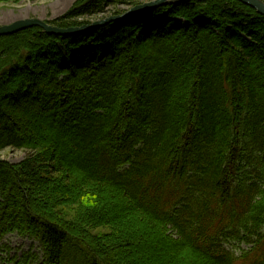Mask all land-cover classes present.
<instances>
[{"label": "trees", "instance_id": "obj_1", "mask_svg": "<svg viewBox=\"0 0 264 264\" xmlns=\"http://www.w3.org/2000/svg\"><path fill=\"white\" fill-rule=\"evenodd\" d=\"M137 4L77 0L46 22ZM30 109L64 153L25 131ZM5 147L32 153L0 160V243L29 238L41 264H126L132 241L160 264H264V15L176 1L68 36H0Z\"/></svg>", "mask_w": 264, "mask_h": 264}, {"label": "rangeland", "instance_id": "obj_2", "mask_svg": "<svg viewBox=\"0 0 264 264\" xmlns=\"http://www.w3.org/2000/svg\"><path fill=\"white\" fill-rule=\"evenodd\" d=\"M76 1L77 0H18L16 2H5V3L0 2V26L11 24L17 20L29 19V18H36L46 22L63 15L66 11L70 9V7ZM151 1L154 0H140L141 4L149 3ZM133 7L129 8L123 14L130 11ZM132 13L134 12L129 13L127 16L123 18L128 17ZM110 17H115V16H107L104 19ZM78 19L82 20L85 18L80 17ZM101 20L102 19L99 17H96L95 19L93 18L92 24L95 22H99ZM173 21L177 23L180 22V20L176 18ZM46 23L52 25L48 22ZM69 28H79V27H69ZM34 112L35 110L30 109L29 113L28 114L26 113V115H24L25 112L21 113L22 116H25L23 117L24 122H26L25 126H27V129L25 131L30 134L35 133L36 136L37 134L44 135L45 139L43 140L51 144V148L49 149V152L51 153L50 154L51 158L57 157L61 153H64L63 146H61L59 143V141L62 143L61 138L63 137H61L57 133L56 131L57 129L55 130L54 127L51 126L49 127L43 124L44 126L43 128H41L39 125H41L42 122L44 121L39 120V115L35 114L34 116ZM29 128L31 129V131L29 130ZM31 153L32 152L30 150H27L25 148L5 147L0 149V160L10 164H17L22 160H24L26 157H28V155ZM42 174L43 172L39 171L38 175H42ZM149 231L152 232V230ZM0 244L2 246L0 248V264H18V263L23 264L24 263L23 260L25 259L23 257L24 255H28L26 262L24 264H41L42 262L39 257L40 253L38 249V244L30 240L29 238L21 237L15 233L8 234L3 238ZM241 248H246V246L241 245ZM34 254H38L37 257L39 258V260H36L34 258ZM161 257L163 256H161V253L158 251L156 246L153 245L149 246L145 242L138 243L137 241H132L130 243L129 252L125 253L123 258L120 259L119 262L122 261V263H126V264H160ZM180 264H184V261H181ZM197 264H200V262H198Z\"/></svg>", "mask_w": 264, "mask_h": 264}, {"label": "water", "instance_id": "obj_3", "mask_svg": "<svg viewBox=\"0 0 264 264\" xmlns=\"http://www.w3.org/2000/svg\"><path fill=\"white\" fill-rule=\"evenodd\" d=\"M174 1H189V0H154L149 3L136 5L130 11L126 12L125 14L121 16L110 17V18L101 20L99 22H95L90 25H85L79 28H58V27L49 25L40 19H36V18L22 19V20H17L8 25L0 26V36L11 35L13 33H17L21 30L31 28V27H40L47 34L68 36V35L75 34L84 29L95 28L97 26L104 25L105 23H108L112 20L121 19L127 16L131 12L156 8L158 6H162L164 4H168ZM239 1L255 9L259 14L264 15V2L263 1L261 0H239Z\"/></svg>", "mask_w": 264, "mask_h": 264}, {"label": "bare ground", "instance_id": "obj_4", "mask_svg": "<svg viewBox=\"0 0 264 264\" xmlns=\"http://www.w3.org/2000/svg\"><path fill=\"white\" fill-rule=\"evenodd\" d=\"M239 1V0H238ZM262 1V0H261ZM241 2V1H240ZM264 2V1H263ZM244 4V3H243ZM246 5V4H245ZM255 10V9H254Z\"/></svg>", "mask_w": 264, "mask_h": 264}]
</instances>
